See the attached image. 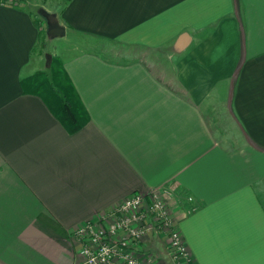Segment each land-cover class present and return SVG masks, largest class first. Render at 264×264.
<instances>
[{
  "label": "crops",
  "instance_id": "1",
  "mask_svg": "<svg viewBox=\"0 0 264 264\" xmlns=\"http://www.w3.org/2000/svg\"><path fill=\"white\" fill-rule=\"evenodd\" d=\"M29 2H0V264H83L76 226L163 186L192 264H264V0H65L76 131ZM138 252L171 264L163 233Z\"/></svg>",
  "mask_w": 264,
  "mask_h": 264
},
{
  "label": "built area",
  "instance_id": "2",
  "mask_svg": "<svg viewBox=\"0 0 264 264\" xmlns=\"http://www.w3.org/2000/svg\"><path fill=\"white\" fill-rule=\"evenodd\" d=\"M172 190L133 191L108 212L76 226L71 235L80 245L83 264H154L152 256L138 252L149 233L167 236L171 264H192V253L168 211Z\"/></svg>",
  "mask_w": 264,
  "mask_h": 264
},
{
  "label": "trees",
  "instance_id": "3",
  "mask_svg": "<svg viewBox=\"0 0 264 264\" xmlns=\"http://www.w3.org/2000/svg\"><path fill=\"white\" fill-rule=\"evenodd\" d=\"M24 0L13 3L9 0H0L7 5L23 3ZM62 62L58 58L52 59L51 77L44 71L36 76L46 83L51 101L55 103V109L59 119L63 121L71 131H76L88 121V112L81 102L80 95L62 68Z\"/></svg>",
  "mask_w": 264,
  "mask_h": 264
},
{
  "label": "rangeland",
  "instance_id": "4",
  "mask_svg": "<svg viewBox=\"0 0 264 264\" xmlns=\"http://www.w3.org/2000/svg\"><path fill=\"white\" fill-rule=\"evenodd\" d=\"M16 1L20 0H13V3H17ZM63 2H65V0H30L29 2V7L34 13L36 20L38 21V26L40 30V37L37 43V50L39 51L38 53L41 55L40 68L42 70H45L49 77H51L52 73V59L53 57H58L57 54L59 52L60 46L62 43L65 42V39L61 36L54 37L51 39L48 38V23L44 17V13H60Z\"/></svg>",
  "mask_w": 264,
  "mask_h": 264
},
{
  "label": "water",
  "instance_id": "5",
  "mask_svg": "<svg viewBox=\"0 0 264 264\" xmlns=\"http://www.w3.org/2000/svg\"><path fill=\"white\" fill-rule=\"evenodd\" d=\"M44 17L48 23L47 36L48 38H54L62 36L65 33V26L60 22L59 17L52 12H45Z\"/></svg>",
  "mask_w": 264,
  "mask_h": 264
}]
</instances>
